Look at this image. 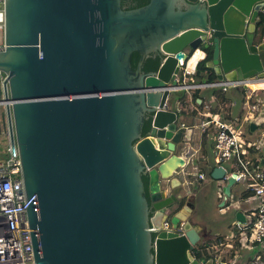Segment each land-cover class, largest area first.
Returning <instances> with one entry per match:
<instances>
[{
  "label": "water",
  "instance_id": "95a60500",
  "mask_svg": "<svg viewBox=\"0 0 264 264\" xmlns=\"http://www.w3.org/2000/svg\"><path fill=\"white\" fill-rule=\"evenodd\" d=\"M4 12L0 134L21 162L35 264H213L194 256V196L170 179L186 132L168 88L205 47L218 80L263 79L264 0H4ZM152 55L158 70L142 72ZM154 177L170 179L166 195ZM210 177L230 198L234 175Z\"/></svg>",
  "mask_w": 264,
  "mask_h": 264
},
{
  "label": "built area",
  "instance_id": "2783aa9c",
  "mask_svg": "<svg viewBox=\"0 0 264 264\" xmlns=\"http://www.w3.org/2000/svg\"><path fill=\"white\" fill-rule=\"evenodd\" d=\"M4 28L5 12L4 0H0V52L4 50ZM192 55L184 63L178 60L180 67V77H176L177 86L168 88L169 92L199 90L200 88L219 89L227 92L230 89L244 88L245 101L244 109H249L255 114L251 123L264 124V95H256L255 101L251 98L256 91L264 89H251L250 85L255 82L264 81L253 77L244 81L216 80L203 84H187L180 82V78L186 79L187 75L195 72V63L192 67L189 64ZM191 94V93H190ZM243 109V110H244ZM257 121V123H256ZM238 119H228L222 116L210 117L199 125L201 134H206L210 129L213 131L215 159L220 167L228 166L227 176L234 175V184H242L247 190L252 192V196L257 200V207L252 214V221L243 224L239 229V235L247 244L251 240L252 244H260L264 250V161L256 162L249 159L247 150L243 149L241 138L246 134L242 124L238 125ZM238 125V126H237ZM183 129V126L180 127ZM188 132L190 129L184 128ZM249 132V128H248ZM226 169V168H225ZM204 175H199L203 180ZM238 203L232 202L225 205L229 210L234 209ZM27 197L23 187L21 177V162L17 150L12 151L7 144L6 158L0 161V264H35L31 244L30 230L27 218ZM168 223H164L162 228L167 229ZM215 260L213 264H219ZM260 264H264V261Z\"/></svg>",
  "mask_w": 264,
  "mask_h": 264
},
{
  "label": "crops",
  "instance_id": "0c3cea01",
  "mask_svg": "<svg viewBox=\"0 0 264 264\" xmlns=\"http://www.w3.org/2000/svg\"><path fill=\"white\" fill-rule=\"evenodd\" d=\"M201 51L196 50L192 54V58H195L193 65L206 57L205 52L202 49ZM213 72L215 73L214 70ZM180 82L187 83L182 78H180ZM215 90L220 91L219 89L200 88L197 92L198 99H196V102L190 98V93L193 90L189 94L183 91L184 95L176 101L175 109L171 108V111L176 112L180 118L183 129L187 128L190 131L185 133V138L182 139L178 152L175 153L177 158L182 159L184 165L179 167L170 179L177 177L181 181L182 186L188 187L189 195L194 196V210L190 216V221L198 230L199 243L207 242L208 246L205 247L206 252L218 253L215 260L220 261L222 259L227 264H256L257 260L254 256H249L246 262L241 261L242 249L246 243L239 235V229L243 224L235 219V213L240 211L246 223L251 222L253 219L252 214L257 207V200L252 196L250 190L236 184L231 186L229 190L230 198L226 199L224 197L225 180L216 181L207 174L212 166L218 167L219 165L215 159L213 131L210 129L207 135L201 134L199 130L200 123L212 116L220 117L223 115V112L232 113L237 111L238 113L240 108L241 110L244 109V102H241V97L237 91L234 92L232 91L233 89L227 92L220 91L222 96L218 100L212 95V92ZM263 93L262 91L259 94L264 95ZM198 121L199 123L197 124ZM256 129L257 126L255 127V131ZM260 154L257 160L264 161V145ZM4 155L6 158V152ZM224 167L229 171L228 166L224 165ZM199 175H204L205 178L200 180ZM207 179L211 181L208 182ZM169 180H158L159 187L157 193H162L163 195L168 193L170 188ZM238 195H241L243 199H237ZM211 198L220 216L224 215V213L232 212L231 215L229 214L228 217H225L221 221V224L217 226L213 234H209L208 224L209 222L216 224L217 220L221 217L217 218V216L212 215V217L207 218V213H210L208 204ZM242 201L244 203L241 205ZM232 202H237L238 204L233 210L230 208L229 210L226 209L225 205ZM206 209L207 212H204Z\"/></svg>",
  "mask_w": 264,
  "mask_h": 264
},
{
  "label": "rangeland",
  "instance_id": "374dc122",
  "mask_svg": "<svg viewBox=\"0 0 264 264\" xmlns=\"http://www.w3.org/2000/svg\"><path fill=\"white\" fill-rule=\"evenodd\" d=\"M0 38H1V34H0ZM264 94V93H263ZM184 95L183 91H178V92H173L170 93V102L172 105V109H175V103L178 99L182 98V96ZM261 95V94H258ZM222 117L224 118H228V119H238L239 122L237 123L238 125L242 124V127L246 130V134L242 136L241 138V144L243 146V149L247 150L249 147H252V149H250L249 151L247 150V156L249 159L252 160H256L260 157V153H262L263 150V145H264V124L261 123H257V129L253 134H250L248 132V128H249V124L251 123V119L254 118L255 114L253 112H251L249 109H244V110H238L234 111L232 113H222ZM199 123V121L197 122V124ZM182 124V123H181ZM180 124V125H181ZM237 125V126H238ZM7 151V141L4 138L3 134H0V161L5 160V152ZM208 182H210L211 180L207 179ZM239 186H243L242 184H236ZM243 199V197H241V195L237 196V199ZM214 202L212 201V198L210 199V202L208 204V210L210 213H207V218L212 217L213 216H217V218H220L219 220H217L216 224H212L211 222H209L208 224V230H209V234H213L215 232V230L217 229V226H219L221 224V221L225 218L228 217V215L232 212H228V213H224V215L220 216L217 213V207L214 206L213 204ZM244 202L242 201L241 205ZM204 212H207V209L204 210ZM214 222V221H213ZM249 256H254L255 259L257 260L256 264H259L261 262L264 261V250L262 248V246L260 244H252L251 240L249 242H247V244L244 246V248L242 249V262H246L249 258Z\"/></svg>",
  "mask_w": 264,
  "mask_h": 264
},
{
  "label": "trees",
  "instance_id": "16d2710c",
  "mask_svg": "<svg viewBox=\"0 0 264 264\" xmlns=\"http://www.w3.org/2000/svg\"><path fill=\"white\" fill-rule=\"evenodd\" d=\"M149 2V0H121V7L123 9L126 10H132V9H136L139 7H143L145 5H147ZM127 6V7H125ZM205 54L206 57L200 61L195 69V72L191 75H187L186 77V82L187 84H203L206 82H212V81H216L217 76L216 74L213 72L212 69H209L206 67V64L208 61L211 60L212 57V50L211 48H203L202 49ZM139 60V54L138 53H133L132 58H131V66L133 69L136 68L137 62ZM160 58L158 56L152 55L149 58L145 59L143 62V66H142V72L144 73H148V72H156L160 66ZM232 91H237L238 95L241 97V102L243 103L245 101V92L246 90L244 88H239V89H233ZM198 90H194L191 94H190V98L192 101L196 102V99H198ZM261 91H256L254 93V95L251 98V102L255 101V97L256 95H258ZM212 95L214 97H216L218 100H220L222 93L220 91H213ZM151 127V120H147L145 122L144 128H143V132L146 133L150 130ZM256 162H258V160L256 159ZM215 167L212 166L211 169H209L210 171L207 172L208 175L211 174V171L214 169ZM142 181L144 183V188L148 196V177L145 175L142 176ZM208 244L207 242H201L199 243L196 247H195V252H194V256H196L199 260H213V262L215 261L216 255L218 253H208L205 250V247H207Z\"/></svg>",
  "mask_w": 264,
  "mask_h": 264
},
{
  "label": "bare ground",
  "instance_id": "6f19581e",
  "mask_svg": "<svg viewBox=\"0 0 264 264\" xmlns=\"http://www.w3.org/2000/svg\"><path fill=\"white\" fill-rule=\"evenodd\" d=\"M194 62H195V58H192V60L189 64V67H192ZM250 87L253 89H264V81L255 82V83L251 84ZM176 165H179V162L176 159H170L168 162L163 163V165H161V172H162L163 176L164 177L168 176L172 172V170L174 169V167ZM155 179L156 178L154 177V179H153L154 182H153V185L151 186V192L152 193L158 192L159 184H157L155 182ZM162 185H164V183H162ZM156 186H158V187H156Z\"/></svg>",
  "mask_w": 264,
  "mask_h": 264
},
{
  "label": "flooded vegetation",
  "instance_id": "af4514ba",
  "mask_svg": "<svg viewBox=\"0 0 264 264\" xmlns=\"http://www.w3.org/2000/svg\"><path fill=\"white\" fill-rule=\"evenodd\" d=\"M125 7H127V6H125ZM180 126H181V125H178V128H179V129H181ZM182 130H183V129H182Z\"/></svg>",
  "mask_w": 264,
  "mask_h": 264
}]
</instances>
